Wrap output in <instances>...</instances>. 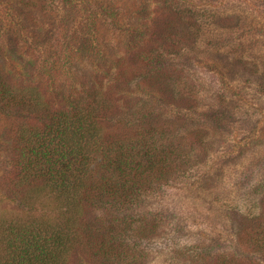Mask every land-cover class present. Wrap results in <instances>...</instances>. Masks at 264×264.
Masks as SVG:
<instances>
[{
    "label": "trees",
    "instance_id": "obj_1",
    "mask_svg": "<svg viewBox=\"0 0 264 264\" xmlns=\"http://www.w3.org/2000/svg\"><path fill=\"white\" fill-rule=\"evenodd\" d=\"M39 1L22 0L20 8L32 18L23 19L28 26L40 27L36 14L55 9ZM178 2L156 0L151 20L126 34L119 56L103 51L94 25L115 33L117 15L148 14L138 9L142 0H109L99 6L109 12L91 21L94 12L74 2L69 5L73 11L65 7L67 14L83 12L71 23L64 24V16L55 22L59 37L50 29L38 34L19 24L32 69L30 80L22 81L0 66L13 203L9 210L0 206V264H72L77 258L89 264H144L148 249L142 242L161 237L165 227L182 230L170 213L180 207L169 198L196 190L205 176H195L209 170L194 157L202 152V133L174 137L152 105L179 109L178 103L187 101L175 95L184 70L163 65L181 42L173 25ZM2 33L0 27V38ZM133 35L136 41L147 39L155 53L141 50ZM5 46L0 43L2 62ZM86 62L94 63L89 74L84 73ZM131 87L146 101L136 98L138 103L124 114L118 94ZM235 145L229 139L227 146ZM154 195L167 196L163 207L170 214L135 212ZM238 217L235 228H222L224 237L214 232L228 247L218 245L204 262L193 254L191 264H264V199L256 215Z\"/></svg>",
    "mask_w": 264,
    "mask_h": 264
},
{
    "label": "rangeland",
    "instance_id": "obj_2",
    "mask_svg": "<svg viewBox=\"0 0 264 264\" xmlns=\"http://www.w3.org/2000/svg\"><path fill=\"white\" fill-rule=\"evenodd\" d=\"M142 1L138 9H146L148 14L117 15L119 29L115 33L106 25L95 23L93 30L104 41L103 51L121 55L126 34L151 20L149 11L155 7L156 0ZM179 1L174 10L177 22L173 25L181 42L176 43L174 54L163 65L184 70L178 86L175 84V95L183 94L187 101L178 103L179 109L162 107L159 103L152 105L168 121L174 137L182 139L190 136L186 134L202 133V152L194 157L209 172L208 176L204 173L195 176L205 177L193 192L169 198L180 207L178 210L171 205L178 211L170 213L182 230L175 232L165 227L161 237L142 242L148 249L144 264H191L189 256L193 254H199L204 262L219 250L218 245L228 247L214 232L218 230L224 237L222 228H235L238 214L256 215L264 199V0ZM74 2H81L83 9L94 12L90 21L109 12L99 7L109 4V0H45V5H53L55 9L45 16L36 14L40 27H32L33 24L23 23V19L31 21L32 18L20 8L22 0H0L3 30L0 43L6 45L2 56L5 61L0 60V66L4 73H11L22 81L31 77L32 62L24 53L25 44L20 37V32L25 30L19 24L28 27V32L42 34L52 30L58 36L61 31L56 29L59 23L56 21L64 16V24L71 23L73 17L83 12H73L72 17L67 14L65 7L76 6ZM67 15L71 20L65 18ZM140 37L136 41L137 36L133 35L131 40L135 39L141 50L149 48L146 51L155 53L147 45V39L140 40ZM93 65L86 62L84 73L89 74ZM130 89L118 94V108L125 110L124 114L138 103L136 98L146 101L137 95L135 88ZM7 129L8 122L0 114V206L5 210L13 207L9 201L10 134ZM229 139L237 145L227 146ZM172 192L180 194L177 190ZM163 206H167V196L154 195L145 198L135 212L170 214ZM72 264L89 263L77 258Z\"/></svg>",
    "mask_w": 264,
    "mask_h": 264
}]
</instances>
